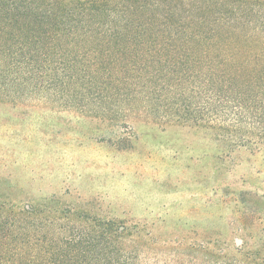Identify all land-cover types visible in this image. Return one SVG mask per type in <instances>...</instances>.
<instances>
[{"label":"trees","instance_id":"trees-1","mask_svg":"<svg viewBox=\"0 0 264 264\" xmlns=\"http://www.w3.org/2000/svg\"><path fill=\"white\" fill-rule=\"evenodd\" d=\"M34 99L98 118L140 109L258 149L264 0H0V101ZM127 239L69 208L0 202V264H133Z\"/></svg>","mask_w":264,"mask_h":264},{"label":"rangeland","instance_id":"rangeland-1","mask_svg":"<svg viewBox=\"0 0 264 264\" xmlns=\"http://www.w3.org/2000/svg\"><path fill=\"white\" fill-rule=\"evenodd\" d=\"M0 202L116 222L133 264H253L264 145L227 147L140 109L111 119L0 101Z\"/></svg>","mask_w":264,"mask_h":264}]
</instances>
